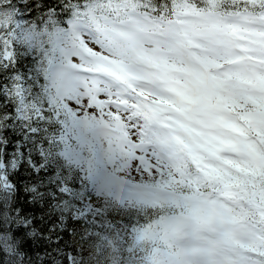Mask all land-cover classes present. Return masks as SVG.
Returning a JSON list of instances; mask_svg holds the SVG:
<instances>
[{
  "label": "snow or ice",
  "instance_id": "snow-or-ice-1",
  "mask_svg": "<svg viewBox=\"0 0 264 264\" xmlns=\"http://www.w3.org/2000/svg\"><path fill=\"white\" fill-rule=\"evenodd\" d=\"M0 264H264V0H0Z\"/></svg>",
  "mask_w": 264,
  "mask_h": 264
}]
</instances>
